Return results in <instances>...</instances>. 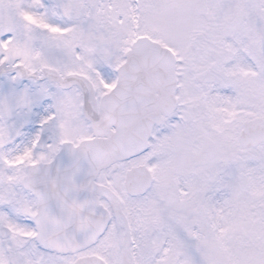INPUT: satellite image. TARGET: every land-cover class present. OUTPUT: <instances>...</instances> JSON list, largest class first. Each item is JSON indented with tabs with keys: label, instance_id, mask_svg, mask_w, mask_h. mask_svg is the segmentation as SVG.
Masks as SVG:
<instances>
[{
	"label": "snow or ice",
	"instance_id": "1",
	"mask_svg": "<svg viewBox=\"0 0 264 264\" xmlns=\"http://www.w3.org/2000/svg\"><path fill=\"white\" fill-rule=\"evenodd\" d=\"M0 264H264V0H0Z\"/></svg>",
	"mask_w": 264,
	"mask_h": 264
}]
</instances>
